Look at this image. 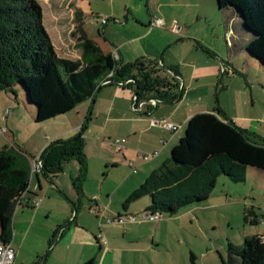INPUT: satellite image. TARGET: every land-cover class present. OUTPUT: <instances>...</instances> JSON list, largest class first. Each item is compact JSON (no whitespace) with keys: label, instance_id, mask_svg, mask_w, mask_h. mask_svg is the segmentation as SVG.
Here are the masks:
<instances>
[{"label":"crops","instance_id":"0c3cea01","mask_svg":"<svg viewBox=\"0 0 264 264\" xmlns=\"http://www.w3.org/2000/svg\"><path fill=\"white\" fill-rule=\"evenodd\" d=\"M157 2L154 4L156 8L152 9L149 0H147L146 11L143 10L141 4L134 2L133 5L128 6L123 21L115 23V26H109V21L106 19L105 23H101V34L104 41L111 45L109 49L105 48L106 50L98 47L103 52H113L115 56L119 55L123 62L133 61L140 57L158 59L159 61L161 59V64L166 67H175L179 71L183 86H185L184 81L191 84L195 80L203 78L210 80L217 77L218 70L226 71V65L235 66L234 62L230 61L231 59H227L226 62L220 59L221 63L218 65L217 56L209 58L203 56L197 43L207 47L215 54L216 52L210 49V46L205 45L204 39L190 34L191 32L188 31L190 23L185 18L186 14L180 15L177 14V11H164L161 9V0H157ZM165 5L174 10L177 8L180 10L188 8L189 12L195 10L198 18L206 16L201 12V0H173L168 1ZM58 14L57 16L60 18H55V24L69 25V29L66 33L57 29L59 47L57 49L54 43L55 51L58 56L63 58L80 59L81 50L78 46V51L74 52V56L77 55L75 58L68 56V52L70 46L75 44L71 33L76 34V38H90L86 30L83 29L84 18H81L82 15L77 12L68 15ZM77 15L80 21H77ZM231 16L227 15V18ZM154 17L163 19L165 25L151 26L150 21ZM231 18L233 21L236 20L234 16ZM61 19L63 20L61 21ZM228 25L230 23L226 25L229 31ZM192 40L196 42V45L189 47L187 57L185 53L180 56L179 53H175L176 51L170 52L174 45ZM92 41L94 42L93 39ZM94 43L96 44V42ZM226 44L232 45L227 41ZM241 49H238L239 52ZM241 93L234 102L223 105L220 101L219 108L226 116L233 119L237 126L248 129L264 139L262 112L260 115H252V117L244 114L246 107H250V105L247 99H243ZM133 97V92L120 83L105 84L98 90L94 100L90 98L75 105L69 112L46 119L48 122L44 120L37 125L38 123L33 121L35 112L32 107H25L21 101L15 100L9 93L0 92V129L6 128L4 134L0 133V147H13L21 150L30 158L38 157L42 149L52 141L66 140L76 135L84 122L87 124V129L93 113L96 118H100L99 127L103 133L110 129L107 133L118 134L125 139L126 144L124 152L121 154L122 157L111 153L105 160L100 161V168L104 175L97 180L96 187L92 186L93 189H88L86 183L88 175L91 174L87 162L88 172L83 181L80 196L73 191L65 192L64 194L67 196L64 198L60 194L62 188L56 178L58 174L53 177H45L41 170L30 173L28 188L15 206V209H18L14 213V239L12 235L10 242L15 253L14 264H48L49 261L51 264H190L187 260V250L189 256L190 254L195 256L196 261L198 255L192 251L191 247L188 248L189 244L186 242L188 240L187 232H184L185 235L182 234L185 242L180 237V231L183 230L181 221L185 212L182 211L185 209L180 210V213L178 211L176 215L152 222L145 218L146 207L149 205L145 195L128 203L125 208L122 205L127 196L139 187L145 177H148L160 164L168 160L170 150L184 134L186 121L190 116L197 112H211L214 107L210 108L209 104H206L205 108L201 107L202 105L197 102L202 98L195 101L192 98L189 99L187 92H184L179 101L171 104L162 102L159 104L158 102L155 106L146 104L140 112H137L132 107ZM238 110L241 113H238ZM145 111H148V114H143ZM67 118L68 121H65ZM159 119L177 124V128L167 130L159 124H154V121ZM113 129L115 130L111 131ZM139 152H155L156 155L147 161L138 157ZM129 162L132 165H129ZM77 166L78 164L74 165V163L70 166L74 175L77 174ZM114 168H118L123 174L119 179L114 180L115 187H109V185L105 187L106 179L112 176L110 173ZM132 168H136L135 173L132 172ZM56 185L59 186V189L56 188ZM37 188L41 192H38ZM86 201H88L87 204ZM209 202L204 203L203 201L199 204L188 205L186 208L193 210L195 207L199 208L205 204L204 208L206 209L216 205L212 203V200L210 204ZM73 205H76L78 209L75 212L76 217H73L74 220L71 221L70 218L74 214ZM19 206L23 208H19ZM27 207L33 209L28 212V217L22 210ZM53 213L56 218L51 220L47 227L43 223L44 232L42 234L44 239L47 238L48 243L46 257L43 258V254L35 253V258L28 259L13 246L17 234L26 236L28 231L35 228L36 218L44 216L47 220ZM129 214L134 216V220L129 219ZM118 216L125 218L122 224L113 221ZM17 218L23 219L18 222ZM104 219H107L106 222ZM192 219H197L198 225H201L197 215ZM61 223L63 224L60 225ZM20 224H25V227L18 228ZM176 228L178 229L176 230ZM56 229L59 232L56 233L53 243L50 244V237ZM173 229L174 231H171ZM261 236L264 240V235ZM102 240L105 243H102ZM162 246L165 248L163 249ZM196 248H199V253L206 254L211 259V264H217L210 252L212 249L219 250L218 248H220L222 250L221 247H217L208 240L204 250L198 244ZM221 258L223 259V257Z\"/></svg>","mask_w":264,"mask_h":264},{"label":"trees","instance_id":"16d2710c","mask_svg":"<svg viewBox=\"0 0 264 264\" xmlns=\"http://www.w3.org/2000/svg\"><path fill=\"white\" fill-rule=\"evenodd\" d=\"M215 2L217 10L228 11L236 18L240 30L248 34L240 47L245 61L251 58L264 67V0ZM42 14L37 0H0V92L9 93L25 107H32L35 123L63 115L75 105L93 99L95 91L105 84H122L133 92L137 101L157 99L173 103L181 99L178 100V94L182 96L185 88L179 71L170 66L167 68L174 75L169 73L158 59L140 57L123 62L119 55L103 52L88 37H77L80 59L58 56ZM231 17L227 18L229 34L233 33ZM226 41L230 44L229 37ZM197 45L209 57L216 56L207 47ZM219 107L216 105L211 112L190 116L184 134L170 150L168 160L127 196L122 205L124 208L145 195L149 199L147 213L176 215L182 207L205 201L220 176L238 183L245 180L247 167L264 172V139L237 126ZM86 127L84 122L78 136L56 139L45 146L40 160L43 175L53 177L63 171L69 160L75 159L79 169L73 184L79 196L88 172L83 136ZM29 158L21 150L0 147V243L11 242L15 206L30 180ZM77 209L73 205L74 218ZM252 214L250 221L253 224L263 219L261 214ZM57 232L58 229L52 232L50 244ZM262 238L259 234L245 236L240 245L228 241L226 260L221 258L222 262L264 264ZM189 261L197 264L193 254Z\"/></svg>","mask_w":264,"mask_h":264},{"label":"rangeland","instance_id":"374dc122","mask_svg":"<svg viewBox=\"0 0 264 264\" xmlns=\"http://www.w3.org/2000/svg\"><path fill=\"white\" fill-rule=\"evenodd\" d=\"M37 1L43 10V24L46 28V31L49 33L53 44L55 43L57 49L59 47L56 35L57 29L63 30V33H66L69 29V25L59 26V24H55V18H60L59 16H57L59 15L58 13H60L61 15H68L69 13L73 12L81 14V18H84L83 29L86 30L87 35H89V37L92 38L94 42H96V44H98L97 46H99L103 50H106L105 48L109 49L111 44L107 41H104V38L102 37L103 35L100 34L102 31V24L100 22L101 18L104 17L108 19L109 26H115V23L123 21V18L126 17L125 14L128 10V6L133 5L134 2L141 4L144 11L147 10V6L145 5L147 3V0ZM168 1L171 2L173 0H161V9L167 12L177 11V14L180 15L186 14L187 17L185 18L187 19L188 23H190L188 31L191 32L190 34H194L195 37L204 39V42L206 43L205 45L210 46V49L215 50L219 62L218 65L221 63L220 59L225 62L227 61V59H231L230 61H233L235 65H226V74H222V71L218 70L217 77H213L210 80H208L207 78H203L195 80V82H192L191 84H188L187 81H184V92H187L188 98H192V100L195 101L202 98L201 101L197 103L202 105L201 107L204 108L206 107V104H209L210 108H212L216 105L219 106L220 101L223 105L234 102L235 99L237 100V98H239L240 93L242 92L241 96L244 97L243 99H247L250 105V107H246L244 114H248L252 117V115L257 116L262 112V115L264 117V67L259 66L257 61H253L251 58H248V61H245V54H241V52H239L238 50L244 42L243 38L247 39L248 34L240 30L236 21L232 22L233 33L229 34L227 32L226 34V31H228L226 26L228 20L227 15H229V13L228 11L217 10V8L215 7V0H201V12L206 16H201L199 18L195 10H191L189 12L187 11L188 8L181 10L177 8L176 10H174L173 8L167 7L165 4H167ZM149 2L152 9H155L156 7L154 4L158 3L157 0H149ZM108 17L113 19H110ZM76 19L77 21H80L78 15ZM62 20L63 19H61V21ZM112 20L114 21V23ZM70 35L75 44H72L70 46L68 56L75 58L77 55L74 56V52L79 49L77 47V35H73V33H71ZM228 37L230 43L232 42L231 46H228L226 44L225 40L228 39ZM65 38H67V36H65ZM191 45H196V42H194L193 40L191 42H180L177 45L171 47L170 52L176 51L175 53H179L178 55L180 56L185 53L187 57L189 47ZM201 52L203 56L209 58L206 53H204L203 51ZM178 55L177 57H179ZM159 104H161V102H159ZM93 106L94 104L92 105V108ZM255 108L258 109L255 110ZM238 113H241V111L238 110ZM65 121H68V118ZM100 124V118H96L95 113H93L91 117V123L89 122L88 128L83 132V136L85 139L84 152L87 156V162L91 172L90 176L88 175L86 181V183L88 184V189H93V187H96L98 185L97 180L101 178L100 176L104 175V172H102L100 168V161L105 160L106 157L111 155V153L118 155V157H122L121 154H123L124 152V150L122 152H118L116 146L112 143L115 138L119 137V139H121L122 137L118 134H114V132L107 133L110 131V129L109 131L107 129V132L103 133L100 130ZM37 125H39V123ZM114 130L115 129L111 131ZM141 153L142 152L138 153L139 158V155ZM73 163L74 165H77L75 159L69 160L65 164V170L63 169V171L56 176L57 180H59L60 182L62 188L61 191L63 192H60V194L64 198H66L65 196H67L64 194L65 192L74 191L73 193L78 195L77 190L73 184V178H75L77 174H72V171L70 170V166ZM129 165H132V163L129 162ZM77 168L79 169V166H77ZM132 172L135 173L136 168H132ZM110 174L112 175L109 178L110 182L109 179H106L105 187L108 185L109 187H115L114 180H117V178L119 179V177L122 176L123 173H121V170H119L118 168H114ZM56 188L59 189V186L57 187L56 185ZM39 191L41 192V190H38V192ZM211 200L213 204H216L213 208L208 207L205 209L204 204L202 207H195L193 210L187 209L186 207L188 206L182 207L178 210V213H180V210L185 209L182 211L185 212L183 213L184 217L181 221L184 231H180V237H182L183 242H185L183 235H185L184 232H187L188 240L186 242H188L189 244L188 248L191 247L193 249L192 251H195L198 255V258H196L195 261L197 264H206V262H208V264H211L212 262L206 254L202 255L201 253H199V248H196L197 244L200 246V248L203 247L204 250L205 245L207 244L208 240H210L212 244L217 245V247H221L222 250L220 248H218L219 250L212 249L210 255L214 257V259L217 261V264H224L221 260V257H223V261L226 260L225 257L228 241L232 242V244L234 245H237L242 243V240L245 236H250L257 233L264 235L263 170L253 167H247L245 180L238 183H233L232 181L228 180V177L224 175L218 177L216 179L213 193L210 194V197L208 196V199L203 201L204 203H207L208 201L211 202ZM87 203L88 201H86V204ZM19 208L23 207L19 206ZM17 209L18 208L15 209L14 213H16ZM22 210L23 212H25V216L27 217L28 212L33 211V209H30L28 207ZM252 213L261 214V216H263V219H258L257 224L251 223L250 220L251 218H253L251 217L253 215ZM150 214L152 213H147L145 216V218L149 221H151L148 218ZM160 215L161 218L155 221H159L168 217L166 213H162ZM196 215L199 217V220L201 222V225L199 224L200 226L197 223V219H192V217H196ZM14 216L13 227L15 231ZM73 217L74 214L70 219H72ZM54 218H56L55 213H53L47 220L44 218V216L36 218L35 228H33L31 231H28V234L26 236H22L20 235V233L19 235L17 234L15 243L13 245L15 249L20 250V253L28 257V259L35 258V253L43 254L42 257L45 258L46 252L48 250V243L47 238H43V223L47 227L51 220H53ZM22 219L23 218H17L16 220L20 222L22 221ZM107 219H104V222H106ZM62 224L63 223H61L60 225ZM24 227L25 224H20L18 226V228L20 229H23ZM177 229L178 228H176V230ZM171 231H174V229ZM162 248L164 249L165 246H162ZM187 260L190 263L188 250ZM164 261L167 262L166 259H164ZM48 264H51L50 261Z\"/></svg>","mask_w":264,"mask_h":264},{"label":"built area","instance_id":"2783aa9c","mask_svg":"<svg viewBox=\"0 0 264 264\" xmlns=\"http://www.w3.org/2000/svg\"><path fill=\"white\" fill-rule=\"evenodd\" d=\"M100 21L101 23H105L106 18L103 17L100 19ZM150 24L151 26L161 27L165 25V22L163 21V19L159 17H154L150 21ZM127 81H129V79H127L126 82ZM103 83H106V81H104ZM158 101L159 100L157 99H146V100L137 101L136 97H133L132 107L135 111H141L146 104H149L150 106H155L157 105ZM154 124H159L162 126V128L167 129V130H175L177 128V124H173L163 119L155 120ZM5 129L6 128L4 129L1 128L0 133L4 134L6 131ZM112 143L116 146V149L118 150V152H122L124 148L126 147L125 140L123 138L119 139V137H117L113 140ZM155 155H156L155 152H152V153L142 152L139 156L140 158L148 161L151 156H155ZM37 159L38 157L29 158V163L31 166V173L41 169V161H38ZM128 217L131 221L134 220V217L131 216V214H129ZM148 218L151 221H154V220L160 219L161 215L159 212H154L150 214ZM124 220L125 218L121 216H118L117 218L113 219V221L116 222L117 224H122ZM102 243H105V241L102 240ZM14 260H15V253H14V249L12 248L11 244L10 243H0V264H14Z\"/></svg>","mask_w":264,"mask_h":264},{"label":"water","instance_id":"95a60500","mask_svg":"<svg viewBox=\"0 0 264 264\" xmlns=\"http://www.w3.org/2000/svg\"><path fill=\"white\" fill-rule=\"evenodd\" d=\"M160 61H161V59H160ZM160 61H159V64H161L160 63ZM163 67H164V69L165 70H167L169 73H171V74H173L174 75V72L171 70V69H169V68H167L166 66H164L163 64H161ZM106 83H107V81H106ZM101 88V87H100ZM99 88V89H100ZM99 89H97L96 91H95V93H94V96H93V99L92 100H94V97H95V95L97 94V92H98V90ZM181 98V93H179L178 94V100ZM158 102H162L163 104H171V102H163V101H158ZM174 102H176V101H174ZM173 102V103H174ZM137 112H140V111H137ZM143 114H148V111H145V112H143ZM79 135V132L76 134V136H78ZM42 159V153H40V155L38 156V161H40ZM42 172V171H41ZM52 183V182H51ZM146 216V215H145Z\"/></svg>","mask_w":264,"mask_h":264}]
</instances>
